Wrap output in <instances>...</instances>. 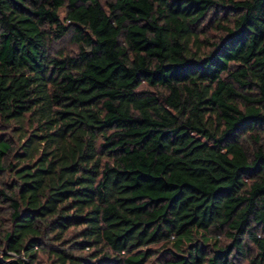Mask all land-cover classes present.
I'll list each match as a JSON object with an SVG mask.
<instances>
[{
  "label": "trees",
  "instance_id": "1",
  "mask_svg": "<svg viewBox=\"0 0 264 264\" xmlns=\"http://www.w3.org/2000/svg\"><path fill=\"white\" fill-rule=\"evenodd\" d=\"M0 211V264H264V0H0Z\"/></svg>",
  "mask_w": 264,
  "mask_h": 264
},
{
  "label": "rangeland",
  "instance_id": "2",
  "mask_svg": "<svg viewBox=\"0 0 264 264\" xmlns=\"http://www.w3.org/2000/svg\"><path fill=\"white\" fill-rule=\"evenodd\" d=\"M107 1H108V0H101V2H102L104 5H107ZM60 15H61V17H64V15H65V10H64V9H61V10H60ZM206 30H208V33H207V34H208L210 37H212V36L215 37V36H217V34L220 33V31L217 30V29L213 26V23L207 25V26H206ZM59 47H62V48H64V50L69 51V52H74V51H75V48H76L72 43L69 42V39H68V38H65V39H63V40L58 41V42L56 43V48H59ZM142 86L147 87L145 84L142 85ZM3 214H4V213L0 211V219L6 221L7 218H2V217H3ZM11 254H12V256H14V257H12V258H18V257H19L18 254H15V253H11ZM36 264H51V263H50L49 261H46L45 259H40Z\"/></svg>",
  "mask_w": 264,
  "mask_h": 264
},
{
  "label": "water",
  "instance_id": "3",
  "mask_svg": "<svg viewBox=\"0 0 264 264\" xmlns=\"http://www.w3.org/2000/svg\"><path fill=\"white\" fill-rule=\"evenodd\" d=\"M7 264H28V261L26 259H23V261H20L18 258H11L6 261Z\"/></svg>",
  "mask_w": 264,
  "mask_h": 264
}]
</instances>
